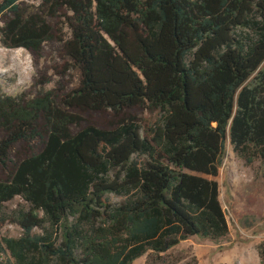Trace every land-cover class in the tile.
Returning <instances> with one entry per match:
<instances>
[{
	"label": "trees",
	"instance_id": "1",
	"mask_svg": "<svg viewBox=\"0 0 264 264\" xmlns=\"http://www.w3.org/2000/svg\"><path fill=\"white\" fill-rule=\"evenodd\" d=\"M22 1L0 0L2 45L40 52L49 18L68 10L76 81L33 97L0 88V166L43 142L0 179V214L24 201L0 264H170L191 237L226 239L228 144L264 172V0H42L33 12ZM137 107L148 116L74 131L78 111Z\"/></svg>",
	"mask_w": 264,
	"mask_h": 264
},
{
	"label": "rangeland",
	"instance_id": "2",
	"mask_svg": "<svg viewBox=\"0 0 264 264\" xmlns=\"http://www.w3.org/2000/svg\"><path fill=\"white\" fill-rule=\"evenodd\" d=\"M23 9L33 12L42 5V0H23ZM72 13L68 10L60 11L55 17L49 18L53 28L54 38L47 41L40 52H33L25 48H6L0 42V88L9 95L26 93L33 97L46 88L70 87L76 81V73L67 69V62L62 53V40L71 36L69 26ZM7 16L0 18V26H3ZM46 83L43 85L40 83ZM50 82V83H49ZM40 84V85H39ZM82 116L79 126L74 131L88 127L111 128L127 115H135L142 118L148 116L143 108L127 109L123 115H116L111 110H83L78 111ZM43 142L37 140L28 146L19 143L12 153L13 163L7 168L0 166V179L8 176L15 162L41 151ZM221 187V202L226 211L228 221L233 229L242 227L238 234L241 248L249 247L250 264H257L260 256V246L264 245V172L260 161L249 165L228 144L227 154L224 158L220 176L217 178ZM24 201L21 197L15 198L6 204L5 211L0 214V223L5 218L0 229V236L19 237L23 230L13 223L14 210ZM199 245L223 244L224 240L198 239ZM223 249V247H221ZM170 264H188L193 257L197 258L194 245L180 244L170 251ZM239 258L225 251L209 250L206 257L201 258V264H222L228 262L235 264ZM134 264H148V256L134 262ZM199 264V260H198ZM262 264V260H261Z\"/></svg>",
	"mask_w": 264,
	"mask_h": 264
},
{
	"label": "crops",
	"instance_id": "3",
	"mask_svg": "<svg viewBox=\"0 0 264 264\" xmlns=\"http://www.w3.org/2000/svg\"><path fill=\"white\" fill-rule=\"evenodd\" d=\"M230 224V223H229ZM242 232V227L237 226V228L233 229L230 225V234L227 237V240L223 241V244H214L211 246L208 245H199L200 242L198 239H201V237L195 236L191 237L190 239L183 241L181 244L187 243V245H194L195 252L197 254V259L199 260V264H201V258L206 257L207 252L209 250H216V251H225L228 253H231L235 256V258H239L238 261L235 264H250L247 262H250L251 256H250V248L248 247H242L238 243L239 238L238 234ZM223 247V249H221ZM222 264H229L228 262H224ZM257 264H261V259L259 258V262Z\"/></svg>",
	"mask_w": 264,
	"mask_h": 264
},
{
	"label": "bare ground",
	"instance_id": "4",
	"mask_svg": "<svg viewBox=\"0 0 264 264\" xmlns=\"http://www.w3.org/2000/svg\"><path fill=\"white\" fill-rule=\"evenodd\" d=\"M22 49V48H21Z\"/></svg>",
	"mask_w": 264,
	"mask_h": 264
}]
</instances>
